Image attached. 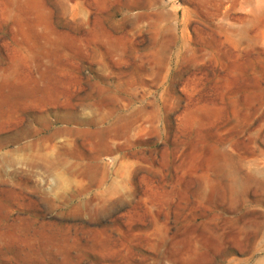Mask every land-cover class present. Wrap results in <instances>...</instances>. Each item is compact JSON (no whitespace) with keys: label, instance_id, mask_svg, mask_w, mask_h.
I'll use <instances>...</instances> for the list:
<instances>
[{"label":"rangeland","instance_id":"obj_1","mask_svg":"<svg viewBox=\"0 0 264 264\" xmlns=\"http://www.w3.org/2000/svg\"><path fill=\"white\" fill-rule=\"evenodd\" d=\"M0 264H264V0H0Z\"/></svg>","mask_w":264,"mask_h":264}]
</instances>
